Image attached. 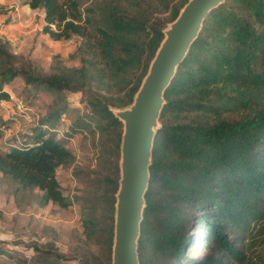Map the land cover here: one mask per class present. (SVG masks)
Instances as JSON below:
<instances>
[{"label":"trees","instance_id":"trees-1","mask_svg":"<svg viewBox=\"0 0 264 264\" xmlns=\"http://www.w3.org/2000/svg\"><path fill=\"white\" fill-rule=\"evenodd\" d=\"M188 1L102 0L83 15L78 0H24L25 9L42 11V32L52 41H81L79 65H56L49 74L19 64L0 42V102L9 101L4 88L18 77L24 87L88 96L101 151L90 173L96 176L85 183L92 190L81 199V224L102 255L80 252L81 264H112L123 133L112 110L133 103L165 31ZM162 99L138 264H264V254L254 258L255 248L264 252V0H223L210 10ZM64 114L52 111L30 129L31 142L0 148V176L19 203L71 204L56 171L74 158L47 130ZM195 245L199 251H191Z\"/></svg>","mask_w":264,"mask_h":264},{"label":"rangeland","instance_id":"rangeland-1","mask_svg":"<svg viewBox=\"0 0 264 264\" xmlns=\"http://www.w3.org/2000/svg\"><path fill=\"white\" fill-rule=\"evenodd\" d=\"M78 1L83 15L85 9L102 2ZM23 3L24 0H0V42L7 43L18 55L17 62L25 66L29 63L40 74L52 73L56 65L78 66L81 41H52L42 32V11L27 10ZM4 91L10 99L0 102V148L7 150L31 142L30 129L40 127L52 111L64 108L65 114L47 130L63 142L74 161L56 171L61 194L71 201L65 209L51 203L44 207L34 202L19 203L0 176V249L4 251L0 252V264H81L80 252L99 258L100 246L84 237L81 224V199L92 190L85 183L96 176L90 173L98 169L101 151L97 123L89 118L86 106L87 94H55L41 86L24 87L19 77ZM99 212L97 208V215ZM189 232L193 233L192 229ZM198 249L195 245L191 251ZM254 253V258L264 254L260 247Z\"/></svg>","mask_w":264,"mask_h":264},{"label":"water","instance_id":"water-1","mask_svg":"<svg viewBox=\"0 0 264 264\" xmlns=\"http://www.w3.org/2000/svg\"><path fill=\"white\" fill-rule=\"evenodd\" d=\"M222 1L189 0L165 31L133 103L125 109L112 110L123 124L112 264H138L136 241L144 207L143 194L148 181L154 128L163 105L162 93L197 37L204 18Z\"/></svg>","mask_w":264,"mask_h":264},{"label":"crops","instance_id":"crops-1","mask_svg":"<svg viewBox=\"0 0 264 264\" xmlns=\"http://www.w3.org/2000/svg\"><path fill=\"white\" fill-rule=\"evenodd\" d=\"M3 1V0H2Z\"/></svg>","mask_w":264,"mask_h":264}]
</instances>
